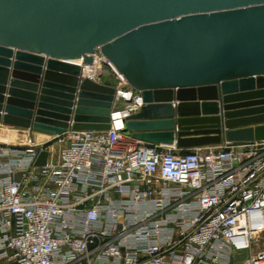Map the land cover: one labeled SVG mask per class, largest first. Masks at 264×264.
<instances>
[{
	"label": "water",
	"instance_id": "1",
	"mask_svg": "<svg viewBox=\"0 0 264 264\" xmlns=\"http://www.w3.org/2000/svg\"><path fill=\"white\" fill-rule=\"evenodd\" d=\"M96 52L141 94L133 139L264 142V0H0V123L51 137L109 130L115 88L82 78Z\"/></svg>",
	"mask_w": 264,
	"mask_h": 264
},
{
	"label": "built area",
	"instance_id": "2",
	"mask_svg": "<svg viewBox=\"0 0 264 264\" xmlns=\"http://www.w3.org/2000/svg\"><path fill=\"white\" fill-rule=\"evenodd\" d=\"M108 73L109 130L52 137L57 151L0 144V264H264V142L178 152L135 140L124 130L140 92L98 52L82 78Z\"/></svg>",
	"mask_w": 264,
	"mask_h": 264
},
{
	"label": "rangeland",
	"instance_id": "3",
	"mask_svg": "<svg viewBox=\"0 0 264 264\" xmlns=\"http://www.w3.org/2000/svg\"><path fill=\"white\" fill-rule=\"evenodd\" d=\"M104 81L108 84L114 85L115 80L111 74H106L104 77ZM38 135L31 133L30 131H26L24 129H18L14 127L6 126L0 123V144L6 146H26L29 140H32L36 143H44L37 139ZM56 141L52 140L47 142L45 145L51 146L54 145V149L57 151Z\"/></svg>",
	"mask_w": 264,
	"mask_h": 264
},
{
	"label": "crops",
	"instance_id": "4",
	"mask_svg": "<svg viewBox=\"0 0 264 264\" xmlns=\"http://www.w3.org/2000/svg\"><path fill=\"white\" fill-rule=\"evenodd\" d=\"M101 83H103V84H105V85L113 86V85H111V84L106 83V82L104 81V77H103ZM26 131H29V130H26ZM30 132H31V131H30ZM31 133H33V134H35V135H38L37 139L40 140V141H43V142H48V141H50V139L52 138L51 136H47V135H44V134H39V133H35V132H31ZM163 147H165V148L175 149V150L178 151V152L205 151V150H207V149L214 148V147H206V148H196V149H191V150H179V149H177V148L174 147V146H163ZM224 147H228V145H227V144H222L221 146L216 147V148H224Z\"/></svg>",
	"mask_w": 264,
	"mask_h": 264
},
{
	"label": "bare ground",
	"instance_id": "5",
	"mask_svg": "<svg viewBox=\"0 0 264 264\" xmlns=\"http://www.w3.org/2000/svg\"><path fill=\"white\" fill-rule=\"evenodd\" d=\"M85 71L87 72L88 70H85ZM86 72H85V73H86Z\"/></svg>",
	"mask_w": 264,
	"mask_h": 264
}]
</instances>
